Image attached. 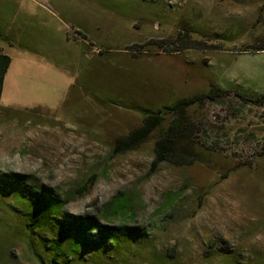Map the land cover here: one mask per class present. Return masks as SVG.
Instances as JSON below:
<instances>
[{"label":"rangeland","instance_id":"1","mask_svg":"<svg viewBox=\"0 0 264 264\" xmlns=\"http://www.w3.org/2000/svg\"><path fill=\"white\" fill-rule=\"evenodd\" d=\"M263 45L264 0H0V176L66 191L105 172L67 213L131 193L135 215L108 223L150 230L172 264H264ZM211 84L226 99L189 112L210 164L154 168V138L110 158L144 111Z\"/></svg>","mask_w":264,"mask_h":264},{"label":"trees","instance_id":"2","mask_svg":"<svg viewBox=\"0 0 264 264\" xmlns=\"http://www.w3.org/2000/svg\"><path fill=\"white\" fill-rule=\"evenodd\" d=\"M11 63L8 54L0 53V101ZM224 93L211 84L205 93L144 111L139 128L116 139L110 158L154 138V168L163 163L178 168L210 164L207 154L194 143L189 112L208 100H225ZM104 173L94 171L66 191L45 186L33 175L0 176V223L9 229L8 240L0 246V264H15L13 245H20L23 259L32 264H137L142 259L148 264H172L174 256L163 253L150 230L108 223L130 212L135 215L138 200L134 194L119 192L101 207L95 201L90 206L95 212L90 215L66 212L70 203L93 190Z\"/></svg>","mask_w":264,"mask_h":264},{"label":"crops","instance_id":"3","mask_svg":"<svg viewBox=\"0 0 264 264\" xmlns=\"http://www.w3.org/2000/svg\"><path fill=\"white\" fill-rule=\"evenodd\" d=\"M7 54V53H6Z\"/></svg>","mask_w":264,"mask_h":264}]
</instances>
